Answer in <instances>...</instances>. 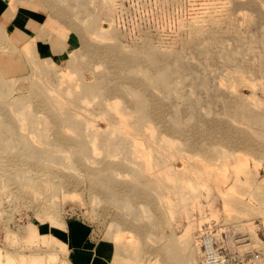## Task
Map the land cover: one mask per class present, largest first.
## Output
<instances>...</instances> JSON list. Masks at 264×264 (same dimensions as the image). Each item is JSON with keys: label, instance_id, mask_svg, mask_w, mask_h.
<instances>
[{"label": "rangeland", "instance_id": "374dc122", "mask_svg": "<svg viewBox=\"0 0 264 264\" xmlns=\"http://www.w3.org/2000/svg\"><path fill=\"white\" fill-rule=\"evenodd\" d=\"M0 264H264V0H0Z\"/></svg>", "mask_w": 264, "mask_h": 264}, {"label": "bare ground", "instance_id": "6f19581e", "mask_svg": "<svg viewBox=\"0 0 264 264\" xmlns=\"http://www.w3.org/2000/svg\"><path fill=\"white\" fill-rule=\"evenodd\" d=\"M45 109H46V108H45ZM47 109H48V108H47ZM179 159H180V158H179ZM189 159H190V158H189ZM181 161H182V160H181ZM188 161H189V160H188ZM186 162H187V161H186ZM19 164H20V163H19ZM180 166H181V165H180ZM188 167H190V166L188 165ZM165 169H166V168H165ZM162 170H163V169H162ZM167 170H168V168H167ZM180 170H181V169H180ZM183 170H184V168H183ZM183 170H182V171H183ZM191 170H192V169H191ZM195 170H197V169L195 168ZM169 171H170V170H169ZM166 172H168V171H166ZM171 172H172V171H171ZM190 172H191V171H190ZM162 173H163V172H162ZM195 173H196V172H195ZM207 173H208V172H207ZM155 174H156V173H155ZM169 174L171 175V173H168V175H169ZM181 174H182V173H181ZM192 174H193V172H192ZM153 175H154V174H153ZM194 175H196V174H194ZM154 176H155V175H154ZM157 177L160 178V175H159V176L157 175ZM157 177H156V178L154 177V178H155V179H158ZM161 177H162V176H161ZM205 177H206V176H205ZM156 181H157V180H156ZM164 181H165V180H164ZM157 182L160 184L159 181H157ZM164 189H165V188H164ZM164 189H163V190H164Z\"/></svg>", "mask_w": 264, "mask_h": 264}]
</instances>
